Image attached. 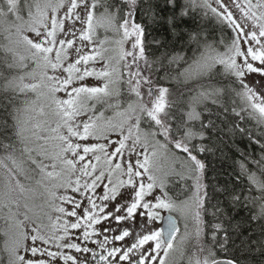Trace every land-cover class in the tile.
<instances>
[{"label": "snow or ice", "instance_id": "snow-or-ice-1", "mask_svg": "<svg viewBox=\"0 0 264 264\" xmlns=\"http://www.w3.org/2000/svg\"><path fill=\"white\" fill-rule=\"evenodd\" d=\"M0 264H264V0H0Z\"/></svg>", "mask_w": 264, "mask_h": 264}, {"label": "trees", "instance_id": "trees-1", "mask_svg": "<svg viewBox=\"0 0 264 264\" xmlns=\"http://www.w3.org/2000/svg\"><path fill=\"white\" fill-rule=\"evenodd\" d=\"M243 146V145H242ZM232 162L231 161H228V164H231ZM214 164H215V167L218 171H221V172H224L226 171L227 173H231L232 169L230 167H228V164H225L222 168L221 164L219 163H216L214 161ZM221 179H227V176L226 175H222L221 176Z\"/></svg>", "mask_w": 264, "mask_h": 264}, {"label": "water", "instance_id": "water-1", "mask_svg": "<svg viewBox=\"0 0 264 264\" xmlns=\"http://www.w3.org/2000/svg\"><path fill=\"white\" fill-rule=\"evenodd\" d=\"M167 216V213L165 214V217ZM163 226L166 227L167 226V221L165 220L163 223Z\"/></svg>", "mask_w": 264, "mask_h": 264}, {"label": "rangeland", "instance_id": "rangeland-1", "mask_svg": "<svg viewBox=\"0 0 264 264\" xmlns=\"http://www.w3.org/2000/svg\"><path fill=\"white\" fill-rule=\"evenodd\" d=\"M165 213H166V212H165ZM165 213H163V215H164ZM156 223H157V225H159V223H160V222H159V221H157Z\"/></svg>", "mask_w": 264, "mask_h": 264}, {"label": "flooded vegetation", "instance_id": "flooded-vegetation-1", "mask_svg": "<svg viewBox=\"0 0 264 264\" xmlns=\"http://www.w3.org/2000/svg\"><path fill=\"white\" fill-rule=\"evenodd\" d=\"M160 224V223H159Z\"/></svg>", "mask_w": 264, "mask_h": 264}]
</instances>
